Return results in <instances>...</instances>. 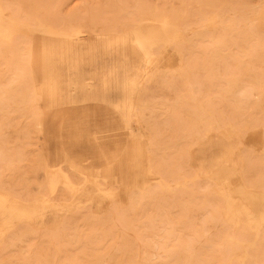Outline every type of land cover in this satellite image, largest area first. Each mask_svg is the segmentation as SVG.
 Segmentation results:
<instances>
[{
	"label": "rangeland",
	"instance_id": "rangeland-1",
	"mask_svg": "<svg viewBox=\"0 0 264 264\" xmlns=\"http://www.w3.org/2000/svg\"><path fill=\"white\" fill-rule=\"evenodd\" d=\"M4 2L33 25L113 28L120 38L81 35L85 56L61 66L62 74L44 66L49 92L37 98L31 71L44 64L43 36L27 41L21 33L19 49L0 46V197L7 198L0 212L24 213L0 242V264H264V240L250 246L254 235L231 224L225 204L236 198L242 226L253 232L264 204V0ZM144 18L158 31L165 20L180 30L183 42L172 47L182 54L178 66L171 57L141 61L126 35ZM138 86L143 130L133 128L132 139L120 128L122 116L126 128L136 122ZM210 145L219 151L217 176L229 169L217 185L203 172ZM127 157L128 187L96 177ZM150 160L170 189L141 176ZM57 165L73 187L51 194L46 167ZM182 175L186 185L176 187ZM143 182L153 189L127 200Z\"/></svg>",
	"mask_w": 264,
	"mask_h": 264
},
{
	"label": "bare ground",
	"instance_id": "bare-ground-1",
	"mask_svg": "<svg viewBox=\"0 0 264 264\" xmlns=\"http://www.w3.org/2000/svg\"><path fill=\"white\" fill-rule=\"evenodd\" d=\"M30 2L32 3V1ZM8 10H9V6L4 2V0H0V46L1 47L3 48L5 47L6 49H9L10 47H14L17 50L19 49L20 46L25 44L26 40L28 41V39H32L31 38L32 34L41 35L43 36V39L46 41L41 46V50L43 51V54L45 56L42 69H40V71H31L32 83L34 84L35 98L41 97L42 95H45L47 94V92H49L48 91L49 88H47L46 81H49L51 76L46 75V71L43 72L44 66H47L48 68L56 67L57 71L60 72V74H62L61 66L65 64H69L70 67H75L77 65L76 64L77 59L78 58L81 59L83 58V56H85V53H83L82 50L79 48L81 46L80 42L82 40L81 35L88 36V38L92 41H95L96 39L101 38V37H106V38L112 37L115 42V41H118L120 38L119 34H116L113 28L107 29V30L102 29V28H95V29L88 30V31L86 29L85 31L86 27L85 28L83 27L84 28L83 29L81 28L82 26L78 24L76 26L68 25L66 27L64 26L57 27V26H54L52 23H47V24L37 23L36 25H33L29 21L21 17H18L15 14H9ZM32 11L34 10L32 9ZM249 11L253 13V11L251 10ZM263 12H264V5H263ZM31 14H33V12ZM216 17H219V14H216ZM167 21L168 20L163 21L164 24L161 25L162 30L158 31V29L155 27L154 21L148 18H144L141 24H136L133 30L130 32V34L126 35L127 36L126 39L131 42L134 48L138 49L139 57L142 62L144 63L160 62V61H163L166 57H171L173 63L178 66L177 62L179 60L181 61L182 54L180 50L178 49L174 50L172 47L174 43L183 42V40L180 41L182 39L181 37L182 35H181L180 30L174 27L175 25L168 26ZM161 27L159 28L161 29ZM17 33L24 34L26 36V38L24 39L26 40L22 39L25 36H22L21 34L22 36L21 37L19 36L20 35L19 34L17 37H21V39L18 40L16 39L17 38L16 37L13 43L12 39L17 35ZM27 35H29L30 38L27 39ZM29 41L33 45H35L32 40H29ZM105 46L107 45H103L102 47L101 46H97V47L98 49L100 48L103 49ZM146 49L149 50L150 52L149 55H147ZM156 49L159 50L158 54L154 53ZM29 54L30 56L35 55L34 47L33 49H32V46L29 47ZM57 64H58V67H57ZM180 67H182V65ZM74 70L78 71L77 68ZM151 82H153V79H151ZM104 87H105L104 89H107L108 86L105 84ZM140 91H141V87L138 86L134 92L133 100H131L136 122L133 123L130 128L125 127L124 129V130H127V129L130 130V133L127 135L130 136V138L132 139L138 138L135 135L133 128H136L139 124L137 130L139 129L143 130V125L137 121L139 117L136 115L138 113V104L135 99L139 97ZM37 106H39V104ZM46 125L47 124L44 120L42 119L39 120L38 126L41 127L42 131L45 130ZM232 128L234 127H231V129ZM210 129H212V127H210ZM140 135L143 138V135L142 134ZM193 136L195 137V135ZM199 136L196 135L197 140H200ZM203 151H205V155L208 156V158L207 157L205 158L204 165H203L204 167L203 172H204L205 180L209 185L210 184L217 185L218 183H220L219 180H221L222 176L224 178L225 176L226 177L229 176V169L228 167H225L224 169L225 175L222 174L220 175L221 177H218L217 172L219 168L215 164L214 158L219 154V151L213 152L212 154L211 145L207 146ZM60 152L63 153L62 151ZM229 154H231V152ZM134 156L135 155H131L132 158H134ZM66 161L68 162V160ZM124 161L125 162L129 161L128 157L126 160L123 159V162L118 164V166L116 167L112 166L109 169L98 172L96 177H107V178L118 177V179H120V181L123 184H125V186L128 187L129 186V179H128L129 172L128 170H126L127 163H124ZM62 162H65V161H62ZM59 165H57V168L55 169H53L51 166H48V168L46 167L48 171V173L46 174L47 176L46 187L51 194L56 192L60 184H63L66 187H73V182L70 179V176L65 172L64 168ZM69 165L74 170L79 171L74 161H70ZM141 169H142L141 176L143 178H147V174H149L150 179L158 181L159 182L158 185L160 187L164 188L165 190H168L171 188V185L167 180L168 178L164 179L162 177H157L158 175L153 166V160H150V163H148V166H146V168H141ZM186 180H187V176H184V175L180 176V180L176 181L175 186L182 187V188L185 187ZM224 180H227V178H225ZM150 185L149 183L148 184L144 182L141 183V185L138 187L135 193H131L129 196H127V200L135 199V197L138 194L144 195L148 193L151 189H153L151 188L152 186ZM6 199H4L2 196L0 197V207L6 202ZM91 200L92 198L90 199V201ZM236 203H237L236 198H234L232 195L228 196L225 199L226 215L229 218L231 224L239 228L243 233L248 234V235H251V234L254 235V239L250 243V246H255L257 245L258 242L264 240V236L262 235V231L264 229V204L262 205L260 209L256 211V214L254 215V218H253L255 221H253L252 224L249 226L251 230L253 229V232H249L248 230L249 228L247 229L242 226V222L240 219L243 217V215L241 211L236 207ZM14 211L15 212L13 214H8V213L5 214V213L0 212V221L2 222V227H0V242L1 241L3 242V240L7 236L8 231L10 232L9 224L11 223V221H14L16 223V222L21 221L22 218L24 217L23 216L24 213H21L19 210H14ZM6 225L7 226L9 225V226L6 227ZM232 240L242 243L240 239L235 238L234 236L231 239V241ZM247 257H248V253H246L244 257L238 256V258H243V259Z\"/></svg>",
	"mask_w": 264,
	"mask_h": 264
},
{
	"label": "crops",
	"instance_id": "crops-1",
	"mask_svg": "<svg viewBox=\"0 0 264 264\" xmlns=\"http://www.w3.org/2000/svg\"><path fill=\"white\" fill-rule=\"evenodd\" d=\"M65 98V96H63ZM63 108V107H62ZM122 127L120 128V130H124L125 129V122H124V117L122 116Z\"/></svg>",
	"mask_w": 264,
	"mask_h": 264
}]
</instances>
